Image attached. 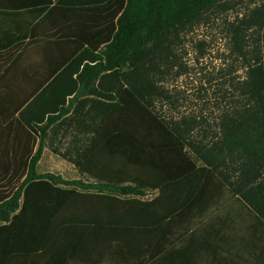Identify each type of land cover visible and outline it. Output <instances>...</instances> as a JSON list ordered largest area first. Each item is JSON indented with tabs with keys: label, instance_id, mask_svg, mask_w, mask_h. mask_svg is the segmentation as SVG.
<instances>
[{
	"label": "trees",
	"instance_id": "trees-1",
	"mask_svg": "<svg viewBox=\"0 0 264 264\" xmlns=\"http://www.w3.org/2000/svg\"><path fill=\"white\" fill-rule=\"evenodd\" d=\"M51 4L38 13H55L79 52L62 73L78 74L74 84L87 88L103 72L128 80L119 72L124 65L135 76L153 72V61L170 50L167 43L201 24L223 0ZM231 27L234 50L244 58L243 38L251 33L240 88L246 108L224 113L216 141H192L199 122L163 117L153 105V97L162 96L154 83L112 88L115 94L105 98L115 102L107 104L114 111L108 115L107 108L103 130L77 162L93 184L38 175L42 143L17 187L7 190L6 176L21 168L0 167V264H264V4ZM73 89L58 88L57 102L63 105ZM45 114L27 123L31 130L53 121ZM149 190L158 193L141 198Z\"/></svg>",
	"mask_w": 264,
	"mask_h": 264
},
{
	"label": "rangeland",
	"instance_id": "rangeland-1",
	"mask_svg": "<svg viewBox=\"0 0 264 264\" xmlns=\"http://www.w3.org/2000/svg\"><path fill=\"white\" fill-rule=\"evenodd\" d=\"M262 4H264V0H223L222 6L210 12L201 24L180 34L174 42L167 43V49L170 47V50L164 49L160 58L153 61L154 65L158 64L153 72L147 70L148 72L143 76L138 74L135 76L131 72L130 66L124 65L119 72L120 74L127 73L128 80L115 75L111 76L112 74L106 75L103 72L97 78L98 87H93L94 81L90 80L86 82L87 88L82 87L83 89L80 90L76 83L70 95H74L73 98L76 99L82 91L93 96L91 100L96 99V96L99 95L100 99L104 100V103H100L107 106L109 102L105 95H110V93L114 95L115 90L112 91V88L119 89L120 85L130 86V82H138L143 79L149 83H154L162 93L161 97H153V105L163 117L176 121L192 119L195 123L199 122L193 129L192 141H203L211 146V143L216 141L215 136L219 135L217 126L224 113L246 108L245 98L240 92V88L246 78L247 51L249 50L247 38L251 33L250 31L245 32L243 38L244 58L234 50L231 26L237 25L239 21L248 17L252 10ZM150 65L147 62V66ZM75 81H78L77 77ZM44 95L47 94L42 90L37 94V97ZM58 98L60 99V97ZM59 104H55V108L58 109ZM64 105L65 101L62 106ZM53 121L50 123L44 121L43 125L48 128ZM78 122L81 123L79 120L65 119L60 121L56 127L45 128L41 131V135L43 133V145L47 147L48 151L43 152L42 147L41 164L39 167L36 165L38 175H54L59 177L61 181L81 182L84 186L94 183L89 175L77 167V162L85 151H73V148L75 147L77 150L85 148L86 139H89L90 136L82 137L77 134L82 132ZM93 122H95L93 119L89 121L90 130H92ZM97 122H101V119ZM47 130L56 135L51 133L48 135L49 131ZM205 132L206 138L204 137ZM188 152L196 159L191 150ZM34 153L30 151L26 160L28 161ZM50 156L58 157L59 164L57 166L46 167L44 165ZM197 164L200 162L197 161ZM25 167L21 168L20 171L16 169L6 176L11 181L10 188L8 186L7 190L20 184ZM230 170L231 168H225L228 174ZM67 186L71 187V185ZM157 193V191L149 190L141 198L149 200L154 198ZM229 196L230 194L227 193L226 199ZM227 203H229V199ZM209 216L210 213L206 218ZM106 264L113 263L107 262Z\"/></svg>",
	"mask_w": 264,
	"mask_h": 264
},
{
	"label": "crops",
	"instance_id": "crops-1",
	"mask_svg": "<svg viewBox=\"0 0 264 264\" xmlns=\"http://www.w3.org/2000/svg\"><path fill=\"white\" fill-rule=\"evenodd\" d=\"M48 1L50 0H0V167L23 168L27 154L30 151L35 152L40 143L43 152H46L47 147L43 145L41 131L47 127L41 123L31 130L27 125H33L34 120L44 111L47 113L44 120L48 117L54 120L49 129L65 119L81 121L78 124L82 132L77 134L91 137L86 139L85 148L77 150L74 147L73 151H88L92 139L104 128L108 107L103 104L104 100L99 95L91 100L93 96L82 91L76 99L73 98L74 95L68 94L65 105H58V109H65L64 112L57 110L48 113L58 103V88L64 85L68 88L75 87L74 80L78 74L70 71L62 73V70L68 59L79 53L75 52V37L63 31L65 24L61 20V25L55 23L59 18L55 13L46 17L45 13H38V9ZM51 3L53 5V0ZM98 83L95 80L92 86L96 88ZM50 85L52 87L45 93L47 95L37 97L38 93ZM82 87L83 84L77 82V88L81 90ZM112 111L114 107L108 108L107 114ZM92 119L95 122L90 130L88 124ZM100 119L101 122H97ZM47 131L50 135L51 131ZM53 156L46 160V167L59 164L58 157ZM40 164L41 158L37 166ZM227 164V168L232 167Z\"/></svg>",
	"mask_w": 264,
	"mask_h": 264
}]
</instances>
